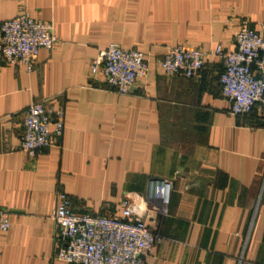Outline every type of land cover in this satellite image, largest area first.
I'll list each match as a JSON object with an SVG mask.
<instances>
[{
	"label": "crops",
	"instance_id": "0c3cea01",
	"mask_svg": "<svg viewBox=\"0 0 264 264\" xmlns=\"http://www.w3.org/2000/svg\"><path fill=\"white\" fill-rule=\"evenodd\" d=\"M27 9L52 20L60 42L33 71L0 52V264H74L55 257L57 195L79 211L118 214L152 179L173 178L169 213L149 209L163 239L148 264H264V109L229 112L223 58L239 25L264 27V0H0L3 21ZM111 42L144 51L149 73L118 93L92 62ZM185 43L206 51L194 77L166 75L159 59ZM65 105L61 138L37 155L19 148L34 99Z\"/></svg>",
	"mask_w": 264,
	"mask_h": 264
},
{
	"label": "built area",
	"instance_id": "2783aa9c",
	"mask_svg": "<svg viewBox=\"0 0 264 264\" xmlns=\"http://www.w3.org/2000/svg\"><path fill=\"white\" fill-rule=\"evenodd\" d=\"M60 38L52 20H42L27 9L3 21L0 27V52L7 63L34 70L40 49H55ZM223 58L220 73L222 93L229 100V112L235 116L264 109V27L254 28L243 21L235 35V47L215 51ZM206 51L200 46L179 43L169 46L159 59L166 75L194 77L206 63ZM92 72H102L118 93H129L149 73V57L142 50L111 42L92 62ZM65 105L55 106L49 99H34L28 105L19 148L37 155L61 138L65 129ZM151 193L138 202L124 198L119 213L79 211L66 191L57 195L55 257L74 264H148L163 236L147 220L149 209L169 213L174 189L173 178L150 181ZM12 225L10 210L0 204V230Z\"/></svg>",
	"mask_w": 264,
	"mask_h": 264
}]
</instances>
